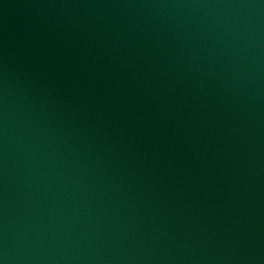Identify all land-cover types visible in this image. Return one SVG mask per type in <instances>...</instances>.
<instances>
[{
	"label": "water",
	"instance_id": "1",
	"mask_svg": "<svg viewBox=\"0 0 264 264\" xmlns=\"http://www.w3.org/2000/svg\"><path fill=\"white\" fill-rule=\"evenodd\" d=\"M0 264H264V0H0Z\"/></svg>",
	"mask_w": 264,
	"mask_h": 264
}]
</instances>
